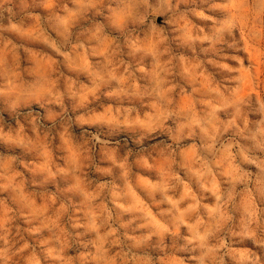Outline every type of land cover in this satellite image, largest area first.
<instances>
[{
    "label": "rangeland",
    "instance_id": "374dc122",
    "mask_svg": "<svg viewBox=\"0 0 264 264\" xmlns=\"http://www.w3.org/2000/svg\"><path fill=\"white\" fill-rule=\"evenodd\" d=\"M0 264H264V0H0Z\"/></svg>",
    "mask_w": 264,
    "mask_h": 264
}]
</instances>
